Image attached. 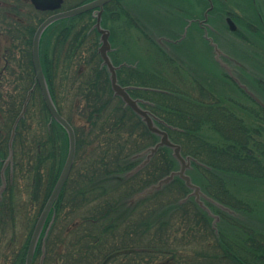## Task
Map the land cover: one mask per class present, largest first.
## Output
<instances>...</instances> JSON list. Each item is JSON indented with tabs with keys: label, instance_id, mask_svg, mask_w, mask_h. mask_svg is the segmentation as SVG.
Instances as JSON below:
<instances>
[{
	"label": "trees",
	"instance_id": "trees-1",
	"mask_svg": "<svg viewBox=\"0 0 264 264\" xmlns=\"http://www.w3.org/2000/svg\"><path fill=\"white\" fill-rule=\"evenodd\" d=\"M89 1L81 0L75 6ZM75 6L63 5L62 9ZM117 8L108 4L102 14L110 41L114 27L106 26V18ZM27 11L23 36L21 24L13 20L7 24L0 13V31L6 35L7 46L22 48L25 78L8 98V114L1 125V158L7 156L12 124L35 80L33 34L49 15L30 5ZM94 24L93 12H87L51 24L41 38L42 70L59 114L74 129L76 154L51 211L55 220L43 244L37 246L34 263L43 255L42 264H193L195 260V264H264V227L256 218V209L239 202L229 189L232 173L247 178L264 175V106L253 100L255 107L247 108L251 116L246 120L232 100L225 101L196 79L178 74L180 65L172 56L167 60L174 67L171 75L153 74L131 64L120 67L116 72L119 84L128 87L130 96L161 121L158 126L181 147L183 157L193 160L187 174L216 203L203 199L219 219L213 225V217L190 197L191 190L178 177L134 201L136 195L176 171L178 163L169 148L161 147L145 166L133 172L144 161L143 153L159 138L113 95L98 53L100 35ZM111 52L113 64L120 66ZM57 76L61 77L59 86L55 84ZM58 89L65 93L63 103L72 101L68 114L58 101ZM36 111L40 112L39 122ZM204 130L216 138L203 136ZM25 144L30 146L25 149ZM67 150L65 130L51 118L36 89L16 128L13 163L0 199V264H25L34 224L61 173ZM17 179L25 181L29 206L36 209L23 231L17 230L18 217L24 215V208L29 214L31 207L16 199ZM138 203L149 205L133 220L131 208ZM124 206L129 212L125 219L121 213ZM233 229L249 242L246 256L238 254V246L227 234ZM196 231L203 237H197ZM181 246L186 252L180 254Z\"/></svg>",
	"mask_w": 264,
	"mask_h": 264
},
{
	"label": "rangeland",
	"instance_id": "rangeland-1",
	"mask_svg": "<svg viewBox=\"0 0 264 264\" xmlns=\"http://www.w3.org/2000/svg\"><path fill=\"white\" fill-rule=\"evenodd\" d=\"M8 1L10 2V0ZM80 1L64 0L63 5L65 8L75 6ZM213 2L216 10L213 14L218 15L219 18L215 26L211 25L218 34H214V36L212 34L209 37L222 52L220 59L223 64L228 67L238 82L246 86L253 96L248 97L241 88L235 85L234 79L231 81L226 78L229 70H226L215 59L214 50L204 40L203 32H194L197 30L196 24L192 25L190 33L187 34L184 41L178 44L169 42L177 41L178 36L183 35L187 20L202 16L207 8L204 0H120L115 5L118 8L114 11V15L106 18V26L109 29L114 27V35L110 41L112 58L120 64H131L153 74L162 75L175 73L173 72L174 67L168 63V57L177 58L178 61L175 62L180 65L178 74L184 75L187 80L196 79L205 88L220 98H224L225 101L232 100L238 107L236 110L248 120L250 114L247 108L255 107L253 100L258 104H264V0H213ZM120 8L121 11H119ZM27 10L28 5H26V12ZM4 11L5 9L0 6L1 15H4ZM26 12L25 15L27 16ZM230 17L233 18L231 19L236 26V31L229 30L226 19ZM6 44V40L2 37L0 47H5ZM60 79L61 77L57 76L55 82L57 86L60 84ZM64 95L65 93L58 89V101L64 105L65 113L68 114V106L69 104L72 105V101L67 100L68 105L63 103ZM39 114L40 112L36 111L38 122ZM201 134L205 137L210 136L212 139L216 138L213 132L207 130ZM28 146L30 145L25 144L24 148L27 149ZM230 176L231 178H228L229 189L232 194L236 195L239 202L250 204L256 209V218L262 222L260 225L264 227V175L247 178L248 176L232 173ZM16 178H20V176L18 175ZM17 182L19 189H17L18 192L14 193L16 199L19 198L25 206L31 207L29 214L24 208V215L18 217L17 230L23 231L29 225L28 220L32 221L34 218L36 209L29 206L25 181L17 179ZM148 205L138 203L131 208L134 210L133 220L138 218L136 215L138 211L143 210ZM127 207L124 206L121 210L124 219L128 218ZM200 231H196L197 237H203L204 234ZM227 234L231 236V242L234 245L239 247L243 244L242 248H236L239 249L238 254L246 256L248 250L245 248L249 244L247 238L237 236L234 229L233 231L229 230ZM182 248L181 246L180 250L178 249L180 254L186 252ZM39 260L40 257L37 256L34 264H39ZM189 262L187 263L192 264ZM195 262L196 260L193 264ZM164 264L171 263L164 262Z\"/></svg>",
	"mask_w": 264,
	"mask_h": 264
},
{
	"label": "water",
	"instance_id": "water-1",
	"mask_svg": "<svg viewBox=\"0 0 264 264\" xmlns=\"http://www.w3.org/2000/svg\"><path fill=\"white\" fill-rule=\"evenodd\" d=\"M110 1L112 0H94L91 1L89 3H86L84 5L66 10V11H60L63 0H30L31 4L35 7V9L39 10V11H50V12H56L52 15H50L49 17H47L35 30V33L33 35V39H32V47H31V55H32V65H33V69H34V74H35V81H36V85H38L45 106L47 108V111L49 113V115L51 116V118L56 121L59 125L62 126V128L65 130L66 134H67V138H68V150H67V156H66V160L64 163V166L61 170V173L42 209V212L40 213L30 240H29V244H28V248H27V253H26V257H25V264H32L33 263V258H34V254H35V250H36V246L38 244V241L40 239V236L42 234L45 222L47 220V217L50 213V211L53 208V205L55 204V202L57 201L68 177L69 174L71 172L73 163H74V159H75V153H76V138H75V132L74 129L72 128V126L67 122V120L65 118H63L54 102L53 99L51 97L49 88H48V84L46 82L43 70H42V66H41V61H40V40L42 37L43 32L45 31V29L50 26L52 23L59 21L61 19H65V18H70V17H75L77 15H81L83 13L89 12L94 10L95 11V17H96V21L95 24L93 26V29H96L97 32L100 34V46L98 48V53L100 55V58L102 60V66L106 67L107 72L109 74V80H110V85H111V90L113 92V95L115 97H118L121 99V101L123 102L125 107H128L132 110L133 113H135L140 119L141 121L145 124L146 128L148 129L149 132L155 134L156 136H158L159 140L158 142L153 146L148 148L143 155H145V159L144 161L133 171H137L139 169H141L143 166H145L150 159L155 155V153L157 152V150L161 147H166L169 148L172 152V156L173 158L177 161L178 163V169L176 171L171 172L168 176L162 178L161 180H159L156 184L150 186L149 188L145 189L142 193L136 195L134 197V201H136L137 199H141L149 194H152L155 191L160 190L163 185L168 184L174 177H178L180 178L185 186L187 188H189L191 190L190 193V197H194L195 202L204 210H206L208 212L209 215H212L211 212L209 211V209L204 205L202 199L208 200L213 202L211 199L207 198L205 196V194L201 191V188L199 186H197L196 184H194L190 178V176L187 174V171L191 168V162L193 161L190 157H183V155L181 154V147L178 144L173 143L169 137H168V133L161 129L156 122L160 123L161 121H159L155 116H153L148 110L144 109L141 105H140V101L137 99H133L129 93L128 87H123L119 84L118 79H117V74L116 71L117 69H119V67H116L113 65L111 58L109 57V52L111 51V45L109 42V36H110V32L107 29H104L101 25V15L103 12V8L106 4H108ZM213 8L212 3L210 2V6L207 10V12H209L211 9ZM206 12V13H207ZM206 19L203 20V22ZM228 25H229V29L231 31H236V26L233 23V21L230 18L226 19ZM207 37V34H206ZM210 42V45L213 47L214 53H215V59L219 62L220 65L224 66V68L226 70H229L228 67H226L225 64H223V61L220 59V56L222 55V52L218 49L217 45L213 42V40L211 38H207ZM229 75L236 81V83L242 88L244 89L248 94H250L251 96L252 93L249 92L247 90V88L242 85L240 82H238L234 76L231 74L230 70H229ZM35 86H33L27 93L26 95V99L23 103L22 109L20 114L18 115V117L16 118L12 130H11V134H10V139H9V143H8V157L5 160V166L4 168L10 164L12 166V162H13V140L15 137V129L16 126L18 124V122L20 121V119H22L25 115L26 109H27V105L29 103L30 100V96L31 93L33 92ZM3 168V169H4ZM7 186V181L6 178L4 177L3 171L1 173V186H0V199H1V195L3 193V191L6 189ZM215 203V202H213ZM216 204V203H215ZM221 207V206H220ZM223 208V207H222ZM224 209V208H223ZM214 222L213 225L216 223V221L218 220L217 216H214ZM43 259V256H42Z\"/></svg>",
	"mask_w": 264,
	"mask_h": 264
},
{
	"label": "flooded vegetation",
	"instance_id": "flooded-vegetation-1",
	"mask_svg": "<svg viewBox=\"0 0 264 264\" xmlns=\"http://www.w3.org/2000/svg\"><path fill=\"white\" fill-rule=\"evenodd\" d=\"M119 1L120 0H112L111 2H109V4L116 5L117 3H119ZM204 2H206V5L208 7L210 6V2H211L213 5V8L209 12H207L208 8H206L201 17H193L187 20V22L185 23L186 25L183 29V35L178 36V39L180 38V40L177 42H174L175 44L181 43L187 38V34L190 33L191 27L194 24L197 25L196 27L197 30L194 32L195 33L203 32L204 38L206 34L208 36L212 34L213 36L214 34L215 35L218 34L216 29L213 28L211 25L213 24L215 26V23L217 22V19L219 18L218 15L213 14L214 11H216L215 4L213 0H204ZM29 4H30L29 0H12V1L10 0V2L8 0L0 1L1 8L5 9L4 15L6 16V23L10 24L12 23L11 20H13V22L17 21L18 24H21L22 26L21 36L24 35V27L27 26L28 24L25 12H26V5L29 6ZM203 19H206V20L202 22ZM1 26L2 25H0V30H1ZM195 33H194V36H195ZM5 36H4V33L0 31V37L1 38L3 37L6 40ZM12 60L13 62H11ZM23 63H24V57H23L22 48H18L17 50H15L13 48L8 47L7 44L5 47H0V134H3V128L1 125L4 123V120L6 119L7 114H8V109L10 105L8 98L11 94L15 93L16 87L24 84L25 78H24V73L22 71ZM33 86H35L34 91H33L35 92L36 89H38V86L36 85L35 80H33L32 87ZM6 147L8 150V142L6 143ZM5 160H6V157L5 158L0 157V178H1L2 171L4 175L7 176V172L9 170V164L4 168ZM54 220H55V213L53 212V213H50V216L48 218L49 223L48 221L46 223L47 227L49 224L51 227ZM41 243L43 244L42 240H41Z\"/></svg>",
	"mask_w": 264,
	"mask_h": 264
}]
</instances>
